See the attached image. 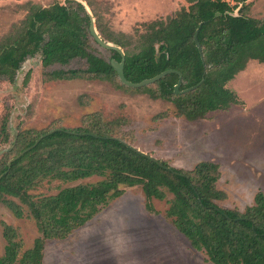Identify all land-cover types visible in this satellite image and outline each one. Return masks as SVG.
I'll return each mask as SVG.
<instances>
[{"label": "trees", "instance_id": "obj_1", "mask_svg": "<svg viewBox=\"0 0 264 264\" xmlns=\"http://www.w3.org/2000/svg\"><path fill=\"white\" fill-rule=\"evenodd\" d=\"M187 1V7L165 19L143 23L133 35L106 30L96 16L95 27L102 39L122 48L123 55L109 48L111 59L91 49L90 39H96L82 3L31 4L21 22L0 39V78L13 80L21 63L39 53L44 66L65 65L73 59L86 62L83 68L53 69L46 73L48 79H107L169 101L176 116L191 121L241 104L226 84L250 60L264 63V16L246 14L248 0ZM112 60L122 61L123 75L132 83L167 72L151 83L129 86ZM110 124L93 112L84 115L77 127L18 133L14 154L0 162V203L17 217L24 215L25 205L41 237L20 253L15 229L5 224L0 264H44L46 239L65 238L120 196L122 186L134 185H140L149 211L152 198L164 199L171 193L166 216L213 264H264V192L257 191L243 211L221 207L218 201L225 193L217 187L218 163L201 160L190 169L172 166L138 151L112 133ZM40 136L8 167L12 157ZM94 175L101 179L66 186L55 194L30 192L45 179L74 181Z\"/></svg>", "mask_w": 264, "mask_h": 264}, {"label": "rangeland", "instance_id": "obj_2", "mask_svg": "<svg viewBox=\"0 0 264 264\" xmlns=\"http://www.w3.org/2000/svg\"><path fill=\"white\" fill-rule=\"evenodd\" d=\"M76 1L85 6L94 27L98 16L106 30L130 35L142 29L143 23L165 19L189 5L187 0ZM55 2L66 4L67 0H0V39L21 22L31 4L49 6ZM248 2L246 14L264 16V0ZM90 45L95 54L111 59L109 48L92 38ZM85 66L84 59L44 66L36 53L21 63L13 80L0 78V162L14 154V142L21 131L77 127L84 115L98 112L102 120L111 123L112 133L172 166L190 169L201 160L218 163L217 187L225 193L218 201L221 207L243 211L253 203L257 191L264 192V63L250 60L226 84L241 104L194 121L176 116L169 101L119 87L107 79H48L46 75L57 68ZM100 179L97 175L74 181L45 179L30 192L51 195L66 186ZM122 188L120 196L65 238L46 239L44 264H213L166 216L171 193L164 199L152 198L153 210L149 211L140 185ZM23 207L24 215L17 217L0 203V256L6 244L5 224L15 229L20 253L41 237L36 221Z\"/></svg>", "mask_w": 264, "mask_h": 264}, {"label": "water", "instance_id": "obj_3", "mask_svg": "<svg viewBox=\"0 0 264 264\" xmlns=\"http://www.w3.org/2000/svg\"><path fill=\"white\" fill-rule=\"evenodd\" d=\"M85 7V6H84ZM86 9V8H85ZM87 11V10H86ZM87 13H88V11H87ZM89 14V13H88ZM91 17V16H90ZM91 31H92V33H93V35H94V37H95V39H96V41L98 42V43H100V44H102V45H104V46H106L107 48H115V49H117V50H119L120 52H121V54L123 55V51H122V49L119 47V46H117V45H115V44H113V43H111V42H109V41H105V40H103L100 36H98V34L96 33V28L93 26V21H92V19H91ZM112 63H113V65H114V67L116 68V70H117V72H118V75H119V77H120V79L125 83V84H127V85H129V86H141V85H144V84H148V83H151V82H153V81H155V80H157L158 78H160L161 76H163L167 71H163V72H161L160 74H158V75H156V76H154V77H151V78H148V79H144V80H142L141 82H139V83H132V82H130V81H128L127 79H125V77H124V75H123V69H122V61L120 62V63H118V62H115L114 60H112ZM178 87V84H176V88ZM51 131H48V132H46L45 134H48V133H50ZM41 138V136L40 137H38L35 141H34V143L33 144H31V145H29L28 147H26L25 149H23L22 151H20L18 154H16L14 157H12L9 161H8V167H9V165H10V163H11V161L12 160H14V159H16V158H18L19 156H21L25 151H27V150H29L30 148H32L38 141H39V139ZM138 151H140V152H142V153H145L144 151H141V150H139V149H137ZM151 157V156H150ZM153 158V157H152ZM153 159H156V158H153ZM159 162V164H161V162L160 161H158Z\"/></svg>", "mask_w": 264, "mask_h": 264}, {"label": "crops", "instance_id": "obj_4", "mask_svg": "<svg viewBox=\"0 0 264 264\" xmlns=\"http://www.w3.org/2000/svg\"><path fill=\"white\" fill-rule=\"evenodd\" d=\"M241 71H242V70H241ZM241 71H240V72H241Z\"/></svg>", "mask_w": 264, "mask_h": 264}]
</instances>
